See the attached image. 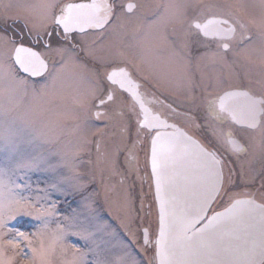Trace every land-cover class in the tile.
<instances>
[{"label":"snow or ice","instance_id":"snow-or-ice-1","mask_svg":"<svg viewBox=\"0 0 264 264\" xmlns=\"http://www.w3.org/2000/svg\"><path fill=\"white\" fill-rule=\"evenodd\" d=\"M188 7V4H180L176 0H153L147 5L139 0L127 3L123 6V11L136 16V24L131 31V42L127 47L150 50L157 40L176 46L177 40L173 39L176 33L175 31L168 32V24L182 23V10ZM207 7L211 8L214 5ZM248 7L256 6L238 5V9ZM113 8L114 6L107 2L68 4L60 8L57 14L56 0H36L35 3H22L19 0L16 2L8 0L5 3L4 0H0V14L15 13L13 19H24L25 26L29 27L31 32H35L37 42L55 32L56 29L50 25L62 27L65 40L68 39L67 34L73 30L84 32L85 28L103 29L115 15ZM100 12L103 14L101 15ZM236 23L243 31L239 51L234 54L247 57L257 53L261 67L264 69V0H259L258 15L252 16L247 23L239 20ZM213 24L226 25V27L219 28L218 31H210V26ZM194 27L204 36L219 35L224 38L232 37L236 31V28L224 19L208 20L204 24L196 23ZM191 35V31H186L180 39V45L187 47L188 38ZM0 41L4 44V48L0 50V239L5 234L3 229L7 221L15 219L17 215L34 216L37 220L43 219L44 221L41 229L32 234L41 237L39 247L33 246L30 234L23 231H17L16 238L6 242L8 247L18 249L20 240L27 241V247L31 252L30 257L21 249L13 257L5 258L4 244L0 243V264H13L15 256L21 254L26 259H31L32 264H53L52 257L57 247L63 253H66L68 248L72 249L71 259L62 261V264H88L86 257L89 253L94 255L91 264H128L125 259L126 254L125 256L110 254L104 242L95 238L96 233L80 224L76 216L64 218L69 221L67 227L57 224L54 230H50L46 217L54 215L55 205L41 211L30 202L28 196L16 191L21 187L13 178L16 173L20 170L40 167L46 162L45 153L48 149L45 146L59 142L60 138L55 131V121L45 118L46 105L60 93L58 83L61 80V73L67 63L74 59V53L69 47L59 43L53 47L50 40H44L46 51L43 54L24 47L22 44L18 45L10 38L0 37ZM223 48L229 49V45L224 43ZM49 51L60 58V68L52 75L50 83L41 85L39 88L35 85L30 87L26 80L18 76L17 67L31 76L42 74L47 69V64L41 57L42 55L47 56ZM120 54L123 55V53ZM211 55L220 60L225 58V54L220 52ZM116 75L113 72L107 75V79L115 83ZM258 83L264 87V72ZM121 87H123V81H121ZM97 100L99 105L95 103ZM72 104L71 118L75 124L71 131L72 134L78 135V139L74 143L69 142L64 145L59 151L63 166L71 173L61 176L60 182H68L74 190L80 191L86 185L82 183V177L74 161L81 153L88 150L90 141L87 133L90 130L89 120L93 109L103 106L105 109L103 114L96 111L95 117L96 119L103 118L106 121L105 127L111 126L113 115L123 120L125 113L117 103L115 90L110 87L102 88L94 82H89L82 91L77 87ZM110 108L112 114L108 111ZM146 123L147 117L145 122L137 119V124L140 125L136 129L137 136ZM246 126L253 132L257 130L258 122L255 116L247 121ZM120 131L124 137L128 136L129 130L126 123L121 126ZM258 136L257 140L256 135L250 134L248 145L258 148L261 156L264 157V124L259 125ZM221 139L224 144L231 145L229 150L233 154H244L249 151V146L235 140L232 132H228ZM199 151L205 157L203 167L206 169V174L200 178L202 183L195 194L196 200L193 201L189 196L187 177L181 178L184 180L182 189L176 188L174 184L179 175L176 170L182 167L183 161V157L177 152L175 143L165 144L160 132L152 137L151 168L160 209V228L159 237L155 241V259L159 264H264V203L257 204L252 199H235V195H238L235 194L230 197L231 203L224 212L216 213L211 217L207 216L206 209L210 202L224 191V165L215 153L208 152L202 147H199ZM96 153L97 163L107 162L113 170H115L116 160L121 153L124 154V163L129 169L135 168L138 163L135 142L125 143L123 146L116 145L109 153L107 150L102 152L101 144L97 141ZM228 180L230 181L231 177H228ZM51 187L55 188L57 185L52 184ZM39 199L37 197V202ZM124 207L130 210V197L127 192L124 194ZM177 207H179V214L176 211ZM257 208L261 210V233L258 242L254 240L248 247L240 248L224 244L222 236L208 242L200 239L202 234L210 229L229 221H235L243 211ZM193 212L195 214H191ZM73 229L76 230L73 231ZM49 231H51V236L46 245L43 236ZM67 235L91 241L94 247L84 251L76 244L66 245ZM148 242V234L145 230V243Z\"/></svg>","mask_w":264,"mask_h":264},{"label":"rangeland","instance_id":"rangeland-1","mask_svg":"<svg viewBox=\"0 0 264 264\" xmlns=\"http://www.w3.org/2000/svg\"><path fill=\"white\" fill-rule=\"evenodd\" d=\"M36 0H19L22 3H32ZM5 3L8 0H4ZM16 2V0H13ZM180 4H188L189 7L183 11V16H187L188 13L192 15L191 20H196L200 14H209L210 9L208 5H215L216 3H223L225 7L229 6L233 8L237 13L243 16L244 23H247L250 18L259 13V0H176ZM255 5L256 7H248L246 9H238V5ZM214 8V7H212ZM197 15V16H196ZM241 16V17H242ZM182 23H170L168 24V32H171L172 26H179ZM192 35H194L193 28L191 27ZM236 34L238 33L241 37L242 29L237 27ZM239 35L235 36L234 39L230 40L232 48L230 50L219 49L215 51L214 43L208 41L207 56L204 63H202L203 70H206V92L214 91L215 94H223L227 90H231L232 87H236L242 84H247L250 81L256 85L260 84L258 81L261 80L262 69L259 55L254 53L250 56L235 55L234 52H238L241 42ZM112 35H110L111 38ZM1 37V36H0ZM175 39V36L173 37ZM239 39V40H238ZM117 42L118 39H116ZM246 42V41H245ZM4 48V44L0 41V50ZM139 58L144 60L147 67H150L156 74L157 79H163V75L160 74L157 69L163 64L167 72L171 75V88L168 80L161 82L166 87L172 90H180L182 92H188L190 87L185 86L189 74L185 72L183 67V60L178 51V47L173 46L163 41H155L150 50H142L139 48L129 49ZM220 52L225 54L224 60H220L218 57H213L211 54ZM148 53H152L158 59L157 63H153L150 60ZM18 74V73H17ZM21 79L28 82L31 87L35 85L39 88L44 85L42 82L28 80L26 77L18 74ZM200 76V75H199ZM201 77V76H200ZM199 77V79H200ZM90 79L84 78L79 71L72 65L71 61L63 68L61 73V83L58 86L61 91L60 93L51 100V103L46 105L47 112L45 113L46 119H51L56 123V134L59 136V142L46 145L48 152L45 153L46 162L40 167L32 170H20L13 177L17 184L21 187L16 189L21 195L28 196L30 202L35 204V207L41 211L45 208H50L55 205L54 215L46 217L49 224V229L54 230L57 224H61L67 227L69 221L65 220V217L76 216L77 221L80 222L89 230L96 233L95 238L104 242L105 247L109 250L110 254L114 256H125L128 264H147L142 251H147L143 247L141 238V226L147 223H152V213L149 211L147 214L141 213L142 204L145 207L147 200L141 199L136 190H132L127 180L121 179L120 172L107 162L97 163V157L95 156V144L96 140L91 138L92 130H103L105 129L106 121L103 120L99 123H94L89 120V131L87 133L88 150L81 153V155L74 161L77 165V170L82 177V183L86 187L80 191L74 190L68 182H60L61 176L70 175L69 170L63 166L61 162V155L59 154L60 149L69 142H76L78 135L72 134V129L75 122L71 118L73 109L72 98L80 84H89ZM201 80V79H200ZM192 83V74H191ZM202 84V80L200 81ZM168 84V85H167ZM261 85V84H260ZM197 90L199 87L197 85ZM196 91V87L193 84L191 87L192 94ZM220 95V96H221ZM219 96V97H220ZM194 98V97H192ZM215 97L213 96L207 101L206 106L210 113L215 114L213 117L206 116L198 118L201 120L199 126L202 130L203 137L207 140L208 144L214 146L218 150L227 151L228 146L222 142L221 137L226 136L228 132L235 134V126L224 114L216 113L215 109ZM194 99H190V103H193ZM204 99L201 103V107H204ZM196 105V104H195ZM193 106V105H191ZM200 107L193 106L192 110L198 113ZM66 113V114H64ZM64 114V115H59ZM193 120V119H192ZM127 124V120L116 116L112 119V129L119 130L120 134L117 137L111 139L109 134V127L104 131L102 135V143L109 142L107 151L111 153L112 149L116 145L123 146L125 139L122 138L120 128L123 124ZM128 126V125H127ZM117 127V128H116ZM111 140V141H110ZM129 140V138L127 139ZM70 146V145H69ZM123 154V153H121ZM124 155V154H123ZM237 156L229 155L228 166L229 175L225 180L224 191L219 195L215 201L214 208L222 207L231 202L230 197L235 194H242L247 192L248 184L252 182V169L249 167V157L242 159L241 165L243 174H241L240 185L234 182L237 174L232 168L233 160H236ZM258 163V161H256ZM261 170L264 169L263 163H259ZM259 169L254 163L253 170ZM109 173L110 178L106 177V173ZM106 181L108 184L106 185ZM132 181V179H131ZM52 184H56L57 187H51ZM250 185V184H249ZM106 187V193L105 191ZM236 187H241L237 188ZM134 188V187H133ZM130 197V210L124 207V194ZM241 192V193H240ZM138 195V196H137ZM237 196V195H235ZM39 197V202H37ZM150 200V199H149ZM151 201V200H150ZM151 210H154L153 203H151ZM32 211V209H29ZM42 220H37L34 216L29 215H17L15 219L7 221L6 227L3 229L5 233L0 243L4 244V255L5 258L13 257L15 253L20 252L23 249L24 253L31 256V252L27 247V241L20 240V248L12 249L7 246V241L16 238L17 231H23L30 234L33 246L39 247V240L41 237L32 235L37 233L43 224ZM11 230V231H10ZM76 229H73V231ZM51 236V231L44 234L43 239L47 245ZM65 244H76L84 251H88L94 247L91 241H85L73 235H67L65 237ZM72 249L68 248L66 253H63L59 247H57L55 255L52 257L53 264H62V261L71 259ZM94 260V255L89 253L86 257L88 264ZM13 264H32L31 259H26L23 254L16 255Z\"/></svg>","mask_w":264,"mask_h":264},{"label":"flooded vegetation","instance_id":"flooded-vegetation-1","mask_svg":"<svg viewBox=\"0 0 264 264\" xmlns=\"http://www.w3.org/2000/svg\"><path fill=\"white\" fill-rule=\"evenodd\" d=\"M68 0H56L57 4V14H59L60 7ZM99 3L107 2L114 6L113 11L115 15L111 18L110 23L107 24L103 29L88 28L84 32L79 30H73L68 33V39L65 40V33L62 27H56L55 25H50V27L55 28V32L51 36H45L40 42H37L35 32H31L29 27L25 26L24 19H13L15 13L0 14V36L10 38L14 40L18 45L22 44L24 47L33 49V51L43 54L46 49L44 47V40H50L52 46L55 47L57 43L69 47L74 53V59L71 61L72 65L79 71V73L86 79H90V82L98 83L102 88L110 87L115 90V95L117 97V103L121 106L125 113V119L127 120L128 125V136L124 137L125 142H135L136 143V153L138 156V163L133 169H129L128 166L124 163V155L120 154L116 160L115 168L120 172L121 179L127 180L130 184L129 187L132 190H136L141 199L147 200V203L142 204L141 213L147 214L149 211L152 213V218L154 219L152 223H147L141 226V238L142 243L143 229L147 228L149 231L150 241L143 245L147 251H142V254L148 259L155 248V244L152 242L157 233V210H156V201H155V187L153 183V177L151 173L149 156H150V141L152 137L157 132H166L173 130V127L166 126L161 128H148L144 126L141 128L139 135L137 136L136 129L140 127L137 124V119L142 120L144 110L141 107L146 104L147 108L153 113L158 114L161 118L166 121V124H174L177 127L185 130L187 133L193 135L197 138L205 147L215 152L218 158L223 162L224 165V174L225 180L229 175V166L228 158L229 155H233V152L230 150L220 151L214 146L208 144L205 136L203 137L202 130L200 129L201 120L198 118L206 116L207 114L213 117L215 114L210 113L206 103L213 96L215 99V109L216 113L226 115L229 120L235 126V134L233 138L239 141L245 146L248 145V139L250 134L256 135L257 140L259 139L258 131L259 125L264 124V87L260 84L256 85L252 83L253 81L248 82L247 84H242L231 89H237L240 94H237L233 99V118L229 115L228 112L222 110L218 106V98L221 94H215L212 90L210 93L206 92V70H203L202 63L205 62L208 49V41L214 43L215 51H220L219 49H224L223 44L227 43L230 50L232 48L230 40L234 39L235 36L239 35L235 33L230 38L223 37H213L209 38L197 29L194 25L196 23L202 24L204 21L209 18L214 19H224L228 20L229 24H232L233 27L237 29L238 24L236 21H243L244 18L242 15L236 12L235 7L233 8L225 5L221 2L216 3L214 8L211 7L210 13L200 14L196 20H191L192 15L188 13L187 16H183V24L175 27H171V32L175 31L177 40L178 51L183 60V67L185 72L189 74L187 79V84L190 89L188 92H182L178 90H172L171 88V75L167 72L164 65L162 64L156 70L163 75V79H157L155 72L147 67V64L144 60L139 58L133 52L129 50L127 45L131 42V31L136 24V16L133 14H127L123 11V6L129 2H137V0H98ZM36 1L32 2L35 3ZM139 2L144 4H150L153 0H139ZM103 14V13H101ZM197 16V15H196ZM242 16V17H241ZM119 17V19H117ZM244 22V21H243ZM190 25L193 28L194 35H191L188 38L187 47L180 45V39H182L183 34L186 31L190 30ZM226 27V25H221ZM110 35L111 38H110ZM246 35V33H244ZM241 42L240 35L238 36ZM116 39H120L119 42ZM238 39V40H239ZM91 53V54H89ZM120 53H123L121 55ZM150 60L153 63H157V58L152 53H148ZM47 64V69L38 76H31L25 74L19 70L17 67V73L26 77L28 80L37 81V83L42 82L43 84L50 83L52 75L60 68V58L52 52H48L47 56L41 57ZM115 72L117 75L114 77L116 81H110L107 79V75H111ZM191 74H192V83H191ZM201 77H200V76ZM202 84L200 83V79ZM168 80V85L170 88L166 87L163 82ZM121 81H123V87H121ZM129 81L131 83H129ZM58 83V86L60 85ZM195 85L196 91L192 94L191 87ZM197 85L199 90H197ZM86 84H80L79 89L82 91L86 88ZM76 92V91H75ZM194 97V98H192ZM190 99H194L193 103H190ZM204 99V107H201V103ZM99 105V101H95ZM196 104V105H195ZM199 106L198 113L192 110L193 106ZM100 111L102 114L105 111L103 106H100L96 109H93L91 121L94 123H99L104 119H96L95 112ZM109 113L112 114V109H108ZM255 116L258 122V128L253 132L248 129L246 124L249 119ZM116 116L113 115V118ZM193 119V120H192ZM108 127L101 131H96L95 129L91 132H95L93 135L91 133V138L99 141L101 144V151L108 149L109 142L102 143V135ZM117 128V127H116ZM109 136L113 138L117 137L120 134L119 130L112 129V125L109 127ZM129 138V140H127ZM111 141V140H110ZM228 149L231 145L227 144ZM96 151V144H95ZM97 157V153H95ZM236 160L232 162V168L236 172L237 177L234 182L240 185L242 170V159L245 156V159L249 157L250 163L249 167L252 169V182L248 184L249 189L247 192H242V194L235 196V199L239 198H248L259 202L260 204L264 203V169L261 170L260 162L264 165V157L261 156V153L258 148H253L249 146L248 153L244 154H234ZM243 157V158H242ZM258 161V163L256 162ZM104 161H102L103 163ZM254 163L259 169L253 170ZM106 177L110 178L109 173H106ZM132 179V181H131ZM109 182V181H108ZM106 181V185L108 184ZM134 187V188H133ZM241 188V187H236ZM106 193L105 191L103 193ZM241 193V192H240ZM137 195V196H138ZM219 196L216 197L215 201ZM151 201H150V200ZM210 206L209 212L220 210L228 206L230 203L219 207L214 208V203ZM151 203H153L154 210H151Z\"/></svg>","mask_w":264,"mask_h":264},{"label":"water","instance_id":"water-1","mask_svg":"<svg viewBox=\"0 0 264 264\" xmlns=\"http://www.w3.org/2000/svg\"><path fill=\"white\" fill-rule=\"evenodd\" d=\"M81 3H84V4H92V3L100 4L98 0H68L60 8H62L65 5H68V4H81ZM89 11H98V10H89ZM101 13L102 12H100V14ZM213 19L214 18H209L208 20H213ZM208 20L204 21L202 24L206 23ZM219 28H222V26H217V25L213 24L210 26V31H218ZM85 29H88V28H85ZM202 35H203V33H202ZM206 37L213 38V37H222V36L209 35ZM20 71L23 72L22 70H20ZM23 73H25V72H23ZM25 74H28V73H25ZM39 75H41V74H39ZM36 76H38V75H36ZM240 92L241 91H239L237 89L227 90L218 99L219 108L228 112L232 118H233V99L237 94H240ZM139 103L141 104V107L144 110L141 122H145V118L147 117V123L145 126H147L148 128H161V127H166V126L173 127V130L166 131V132H160V134H161V139L165 144H167L168 142L175 143V145L177 147L178 154L183 157L182 167H180L176 170L179 173V175L176 177L174 184H175L176 188L182 189L183 185H184V180L181 178L187 177L188 181H189V183H188L189 196L193 201H195L196 200L195 194L197 193V191L200 187V184L202 183L200 178L206 174V169L203 167V165L205 163V157L199 151V147L206 149L208 152H212V153H215V152L206 148L201 142H199L194 136L187 133L185 130L177 127L174 124H166V121L163 118H161L158 114L150 111L147 108L146 104L142 105L141 102H139ZM187 138H190V139H187ZM217 158H218V156H217ZM149 163H150V168H151V141H150ZM151 173H152V168H151ZM153 183H154V187H155V201H156L157 212H158V230H157V235H156L154 242H153L155 244V241L159 237L160 209H159V202L156 199V184H155L154 178H153ZM239 200H248V198H239ZM213 201L210 202L208 208L206 209V215H207L209 208H210L211 204L213 203ZM256 203L260 204L257 201H256ZM224 210H225V208L220 210V211L213 212L208 216L211 217V216L215 215L216 213H222V212H224ZM176 211L179 214V207H177ZM191 214H195V212H193ZM260 217H261V210L258 208L253 209L251 211L245 210L237 217V219L235 221H229V222H226V223L219 225L216 228L210 229L209 231L202 234L200 239L205 241V242H208L210 240H214V239L222 236L223 242L226 245L238 246L240 248L248 247L254 240L258 242L260 239V233H261ZM205 223H206V221H205ZM198 227H199V225H198ZM145 230H147L149 241H150V238H149L148 229L147 228L143 229V243L146 245V243H145ZM155 253H156V246H155ZM155 253H154L151 260L153 263L159 264L158 260L155 259Z\"/></svg>","mask_w":264,"mask_h":264}]
</instances>
